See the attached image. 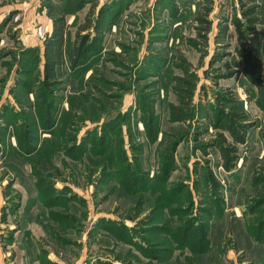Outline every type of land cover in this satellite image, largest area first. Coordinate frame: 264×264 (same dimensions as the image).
<instances>
[{"label":"rangeland","instance_id":"obj_1","mask_svg":"<svg viewBox=\"0 0 264 264\" xmlns=\"http://www.w3.org/2000/svg\"><path fill=\"white\" fill-rule=\"evenodd\" d=\"M90 2L67 20L99 42L48 110L45 0H0V264H264V112L235 72L233 26L214 42L233 1L211 0L206 43L202 0ZM184 61L192 115L175 122ZM228 90L249 116L244 143L225 129Z\"/></svg>","mask_w":264,"mask_h":264},{"label":"trees","instance_id":"obj_2","mask_svg":"<svg viewBox=\"0 0 264 264\" xmlns=\"http://www.w3.org/2000/svg\"><path fill=\"white\" fill-rule=\"evenodd\" d=\"M92 0H45L44 7L47 17L51 21L49 34L42 39V56L38 60L41 70L36 73V81L47 91V109L50 110L54 101L51 96L57 86H66L71 83L86 67H83L88 55L94 51L99 42L97 37L89 38L85 31L90 24L80 25L73 32L67 22V16L74 15ZM193 15V20L198 22V36L206 43L205 32L210 31V20L207 18L211 9V0H202ZM232 12L222 15L216 24L214 42L222 45L233 26L235 44L233 51L239 59V73L246 85L253 91L257 106L264 112V0H232ZM90 6L86 17L93 12ZM101 20V19H100ZM99 20V21H100ZM101 25V23H100ZM97 29L99 24H93ZM201 31H204L203 34ZM190 45H196L194 40L188 38ZM180 74L172 75L171 90L175 103L168 104L170 119L175 122H185L192 115V97L195 87V75L188 69L187 63L176 64ZM220 101L226 109L227 121L225 129L233 143H244L246 129L244 125L249 119L244 109L243 101L236 93L228 90L221 95ZM220 151L222 152L223 165L230 170L237 159L236 148L227 143V138L220 134Z\"/></svg>","mask_w":264,"mask_h":264},{"label":"built area","instance_id":"obj_3","mask_svg":"<svg viewBox=\"0 0 264 264\" xmlns=\"http://www.w3.org/2000/svg\"><path fill=\"white\" fill-rule=\"evenodd\" d=\"M50 32V25L48 24H39L35 27L34 33L41 39L46 37Z\"/></svg>","mask_w":264,"mask_h":264},{"label":"crops","instance_id":"obj_4","mask_svg":"<svg viewBox=\"0 0 264 264\" xmlns=\"http://www.w3.org/2000/svg\"><path fill=\"white\" fill-rule=\"evenodd\" d=\"M47 20H48L47 24L50 25V30H51V21H50V19L48 17H47ZM67 22H68V20H67Z\"/></svg>","mask_w":264,"mask_h":264}]
</instances>
